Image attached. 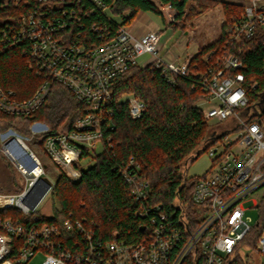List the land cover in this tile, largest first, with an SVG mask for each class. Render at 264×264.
I'll list each match as a JSON object with an SVG mask.
<instances>
[{
    "label": "built area",
    "instance_id": "2783aa9c",
    "mask_svg": "<svg viewBox=\"0 0 264 264\" xmlns=\"http://www.w3.org/2000/svg\"><path fill=\"white\" fill-rule=\"evenodd\" d=\"M4 1L14 8L25 6L16 21L0 27V53L24 45L29 68L42 82L27 99H18L10 89L0 88V112L16 119L33 115L52 84L65 87L85 110L68 132L60 129L54 133L46 124L33 122L27 127L28 136L15 129L0 134V152L23 180L19 192H0V213L10 210L15 214L0 217V264H27L38 253L44 254L42 264H264V229L259 231L264 226V213L259 212L258 220L250 225L243 205L252 202L251 209H258L264 203V122L261 111L249 107L244 77L239 72L243 65L233 56L218 57L216 65L206 68L198 79L206 93L196 104L203 119L218 123L231 119L234 126L207 150L210 167L193 185L190 210L180 205L175 220L161 204L143 205L149 184L138 177V167L131 158L119 173L131 188L130 196L141 204L134 213L143 222L139 236L105 240L93 221L75 219L71 214L61 226L21 220L38 211L53 183L45 173L47 167L28 144L32 139L42 141L56 174L77 181L84 152L100 145L103 125L111 128V87L117 77L132 66L155 69L169 83L174 77L194 73L189 70L192 57L177 62L158 56L160 37L154 31L137 38L120 26L115 36L97 45L76 40L73 35L79 32L74 28L81 27L82 17L96 13L110 16L102 0ZM232 2L242 4L244 11L242 21L231 30L230 41L250 37L257 28L264 30V0ZM160 8L173 14L169 5ZM142 57L147 60L141 61ZM218 64L222 67L216 68ZM224 70L236 73L226 76ZM117 103L127 106L133 120L146 111L145 104L134 95L123 96ZM46 183L48 190L32 208ZM254 232L257 240L252 252H244L242 248L248 246Z\"/></svg>",
    "mask_w": 264,
    "mask_h": 264
},
{
    "label": "trees",
    "instance_id": "16d2710c",
    "mask_svg": "<svg viewBox=\"0 0 264 264\" xmlns=\"http://www.w3.org/2000/svg\"><path fill=\"white\" fill-rule=\"evenodd\" d=\"M110 13L104 17L96 13L92 17H82L80 26L75 25L74 38L87 45L99 44L113 37L120 26L128 27L139 12H150L159 16L164 23L160 6L169 5L174 11L175 21H189L201 15L208 8L220 4L225 22L219 38L201 48L190 59L189 77H174L169 83L159 71L149 67L132 66L117 77L112 84L109 125H103L101 143L96 149L85 151L83 159L90 158L91 164H82L81 177L72 181L63 174H55L49 195L50 216L39 211L20 217L26 224L43 225L62 221L71 214L75 219L85 218L96 224V231L105 240L120 238L133 239L140 234L143 223L134 213L141 204L134 201L131 188L121 176L120 169L132 158L137 165L138 177L149 184V195L143 205H162V210L170 219H177L179 207L191 209L190 196L196 178L182 175V167L192 164L200 155L207 152L216 139L223 136L203 119L196 104L206 93L199 86V77L206 68L216 65L218 57H236L243 65V86L249 98V107L260 108V120L264 122V30L257 28L250 37L238 36L230 41L234 25L242 21V4L220 0H102ZM192 3L189 7L188 4ZM25 6V4H22ZM9 3L0 6V27L16 21L22 12ZM120 17V23L115 18ZM173 22L166 24L172 27ZM96 28L92 31L91 28ZM176 30V28H175ZM208 60H204L206 55ZM24 45L15 46L0 53V88L13 91L18 99L31 97L42 78L29 68ZM222 67L218 64L216 68ZM224 74L236 73L224 70ZM253 85H256L253 88ZM134 95L146 106L141 118L133 120L127 106L117 101L123 96ZM85 105L77 101L63 86L52 84L47 98L39 110L23 119H16L0 112V134L15 129L28 136L27 127L33 122L46 124L51 132L71 130L75 120L84 115ZM17 124V126H15ZM17 127V128H16ZM32 139L31 141H34ZM42 146V141L36 139ZM30 144V143H28ZM17 183L16 193L21 190V179L13 167L4 159ZM10 172V171H9ZM0 192H3L0 190ZM7 193V192H3ZM264 213V203L258 207ZM14 217L13 211L5 210L0 217ZM259 226L260 221H258ZM264 229L260 226L259 231ZM257 232V231H256ZM247 241L253 247L257 238Z\"/></svg>",
    "mask_w": 264,
    "mask_h": 264
},
{
    "label": "rangeland",
    "instance_id": "374dc122",
    "mask_svg": "<svg viewBox=\"0 0 264 264\" xmlns=\"http://www.w3.org/2000/svg\"><path fill=\"white\" fill-rule=\"evenodd\" d=\"M220 1L232 2V0H220ZM191 5H192V3L188 4L189 7ZM164 10H167V9H164ZM164 12H166V11H164ZM207 12H209V13L211 12V13L206 18H203L204 20L205 19L208 20V18L210 17L214 21L219 20L223 25V23L225 22V16H224V12H223V9H222L220 4H217L211 8H208L202 14L207 13ZM201 15L194 17L193 19H191L189 21H184V20L175 21L174 20L175 13L173 11V14H170V20H172V22H173L172 27H170V28H172V29L176 28V30H174V31H176L177 33H175V35L171 39H173V41L176 40L177 37H179L181 35V33H183V32L190 33L191 29L194 26L193 25L194 22ZM163 16H164V14H163ZM150 17H152V19H154L155 21L159 20V18H157V16L154 14L152 15V13H151ZM115 19H116V21H118L120 23V17L115 18ZM218 24H219V22H218ZM177 29H179V31L181 33ZM188 36H190V34H188ZM126 98H124V99H126ZM258 110L260 111L259 107L257 108V111ZM230 120L231 119H228L222 123H218L215 120H209L208 124L210 126H212V128H214L218 134H221L224 131H229L230 129L233 128L234 123L231 122ZM15 126H17V124ZM18 133H20V132L18 131ZM0 143H1V141H0ZM29 145H30L31 149L36 153V155L40 158L42 165L47 167L45 169V173L53 181V179L55 178L56 171L53 169L52 164H51L50 160L48 159V157L45 155L42 147L37 144L36 139L34 141H31ZM96 146H97L96 147V149H97L99 147V145H96ZM2 158H3L2 153L0 152V190L3 192L11 193V192H14L16 190L15 188H17V183H14L15 180L11 176V173H13V172L6 168L5 163H4ZM84 163H85V167H86V165L88 163L89 164L92 163V160L90 158H86L83 160V164ZM210 163H211V161H210L208 154L204 153V154L200 155L192 164H190L186 167H182L181 173H182V175H185L187 178H193L194 177L197 179V177H200L201 175H203L206 172V170L210 167ZM20 181L22 184L23 180H20ZM243 205H244V208L246 209V213H245L246 217L250 219L249 224L253 225L255 223V221L258 220L257 218H259V210L257 208L251 209L252 202H247ZM38 211L41 213V215L50 216L51 209H50V203H49V196L45 200H42V203L39 204ZM250 249H251L250 246H245V248H242V250L244 252L245 251L252 252ZM43 260H44V254L38 253L27 264H42Z\"/></svg>",
    "mask_w": 264,
    "mask_h": 264
},
{
    "label": "crops",
    "instance_id": "0c3cea01",
    "mask_svg": "<svg viewBox=\"0 0 264 264\" xmlns=\"http://www.w3.org/2000/svg\"><path fill=\"white\" fill-rule=\"evenodd\" d=\"M153 1L157 3L156 0ZM161 11L164 14V23L159 16H157V18H159L157 21L152 19V17H150L151 13L147 11L139 12L132 24L127 27L129 32L137 38L148 31L157 32L160 37L158 51V56L160 58L179 62L184 58L193 57L197 51L214 42L220 36L222 23L219 20L214 21L210 17L208 20H204L203 18H206L211 13L207 12L196 19L190 33H181L179 29H177L181 35L173 41L171 38H173L177 32L174 31L175 29L166 25L172 22V20H170V14L172 13L170 10H164L166 11L164 12L161 9ZM188 34H190V36H188ZM140 60H147V57H142Z\"/></svg>",
    "mask_w": 264,
    "mask_h": 264
},
{
    "label": "water",
    "instance_id": "95a60500",
    "mask_svg": "<svg viewBox=\"0 0 264 264\" xmlns=\"http://www.w3.org/2000/svg\"><path fill=\"white\" fill-rule=\"evenodd\" d=\"M2 0H0V4H1ZM49 188V184L46 183L44 189L39 193V195L37 196V198L35 199L33 205H32V208L37 204V202L42 198V196L45 194V192L48 190ZM144 227H140L139 230L140 231H143Z\"/></svg>",
    "mask_w": 264,
    "mask_h": 264
},
{
    "label": "bare ground",
    "instance_id": "6f19581e",
    "mask_svg": "<svg viewBox=\"0 0 264 264\" xmlns=\"http://www.w3.org/2000/svg\"><path fill=\"white\" fill-rule=\"evenodd\" d=\"M9 154H11L10 152H9ZM14 156V155H13Z\"/></svg>",
    "mask_w": 264,
    "mask_h": 264
}]
</instances>
